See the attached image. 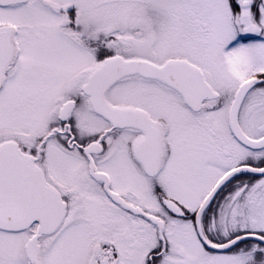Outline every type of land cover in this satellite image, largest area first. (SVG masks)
I'll list each match as a JSON object with an SVG mask.
<instances>
[{
  "label": "snow or ice",
  "instance_id": "6c2138e0",
  "mask_svg": "<svg viewBox=\"0 0 264 264\" xmlns=\"http://www.w3.org/2000/svg\"><path fill=\"white\" fill-rule=\"evenodd\" d=\"M0 264H264V0H0Z\"/></svg>",
  "mask_w": 264,
  "mask_h": 264
}]
</instances>
